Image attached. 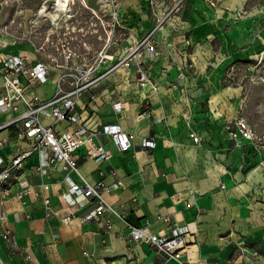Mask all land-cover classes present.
Listing matches in <instances>:
<instances>
[{"label": "crops", "instance_id": "obj_1", "mask_svg": "<svg viewBox=\"0 0 264 264\" xmlns=\"http://www.w3.org/2000/svg\"><path fill=\"white\" fill-rule=\"evenodd\" d=\"M215 1L212 6L210 1L188 0L185 5L189 6L164 22L157 32L158 39L164 37L157 45L162 54L148 64L152 80L145 87L138 86L132 70L121 69L83 95L85 112L80 108L78 112L89 126L119 122L136 132L135 148L129 151H120L103 136L113 153L111 160L83 156L77 171L70 173L80 184L102 179L110 184L115 179L110 170H117L122 186L105 195L113 207L105 215L111 227L82 221L93 204L63 222L48 214L41 197L9 196L3 208L12 236L9 242L3 239L6 226L0 221V264H155L158 258L150 244L130 242L126 237L128 224L146 221L156 233L170 232L175 223L188 226L189 249L203 264H264V99L248 107V85L224 80L227 66L245 60L250 31H259L254 42L264 40V0H255L253 5L249 0ZM141 8L138 0H122L121 27L116 31L102 17L101 25L89 13L97 25L73 23L84 30L76 33L78 41L87 50H96L115 33L121 39L117 53H122L128 41L152 29L156 17H161L156 11L153 18L148 9ZM134 10L141 16L135 18ZM258 71L254 74L264 80V71ZM181 72L187 75L181 77ZM54 91L55 80L50 79L33 93L46 99ZM263 91L264 83L258 81L255 93ZM145 101L151 114L140 116ZM117 102L124 104L120 112L114 108ZM247 107L255 110L263 138L258 143L242 138L235 145L226 126ZM7 116L0 115V123ZM42 121L53 123L48 114L42 115ZM55 127L72 126L60 122ZM191 131L203 137L202 145L192 141ZM148 136L157 138L154 149L140 146V138ZM31 149V143L13 128L0 129V154L7 160ZM38 161V152L25 158L23 184L51 182L52 207L59 210V194L67 186L63 172L54 168L42 177L35 169ZM99 169L106 174L100 176ZM244 249L247 253H242Z\"/></svg>", "mask_w": 264, "mask_h": 264}, {"label": "built area", "instance_id": "obj_2", "mask_svg": "<svg viewBox=\"0 0 264 264\" xmlns=\"http://www.w3.org/2000/svg\"><path fill=\"white\" fill-rule=\"evenodd\" d=\"M208 1L212 6L216 5L215 0ZM111 2V27L116 31L121 27L119 13L122 0ZM7 4L6 0H0V115L8 114L6 120L0 123V129L13 128L19 137L31 143L32 149L9 160L0 154V221L6 226L3 239L9 242L12 236L3 208L4 200L9 196L23 200L31 195L41 197L48 214L60 217L63 222H70L81 208L93 204L81 217L82 221H97L109 229L111 220L105 215L113 207L105 195L122 186L117 170H110L115 177L110 184H106L103 179L80 184L70 173L77 171L79 159L83 156L100 162L111 160L113 153L102 140L103 136L110 139L120 151H129L135 148L136 132L125 129L119 122L91 127L78 109L85 112L81 108L85 92L121 69L132 70L141 88L151 82L148 64L155 56L162 54L157 45L164 40L163 36L157 38V32L172 17L178 5L166 10L162 17H157L152 29L136 40L128 41L122 53L118 54L121 39L115 33L107 37L103 46L96 50H87L85 44L78 41L76 33L82 31L83 27H75L73 23L85 25L83 19L88 18L90 13L103 24L101 15L93 10L87 0H80L81 6L73 9L75 1L64 18L58 20L50 16H39L40 8L29 18H25L23 11L17 9L5 16ZM175 44L172 42L170 45ZM8 46H14L15 50H8ZM180 75L185 77L187 74L181 72ZM50 79L55 80V91L51 97L41 99L33 93L37 86ZM227 79L224 78L225 81ZM123 105L117 102L114 108L120 112ZM142 109L140 116L151 114L148 101L143 103ZM43 114L50 115L53 123H44ZM60 122H68L72 127L58 130L55 126ZM226 128L229 139L235 145L242 138L256 143L261 140L243 114L230 121ZM190 138L197 145L204 143L203 137L195 131L190 132ZM140 146L154 149L157 138L141 137ZM32 152L39 154L35 169L42 177L54 168L63 172V181L67 186L59 194L62 202L59 210L52 207L51 182L42 181L36 186L23 184L25 158ZM99 174L104 176L105 169H99ZM221 187L224 188V184ZM149 225V221L128 224L126 237L130 242L150 244L158 258L155 264H203V260L199 256L193 257L189 249L190 244L186 241L190 233L188 226L175 223L170 232L156 233L150 230ZM243 252L247 253V250Z\"/></svg>", "mask_w": 264, "mask_h": 264}, {"label": "rangeland", "instance_id": "obj_3", "mask_svg": "<svg viewBox=\"0 0 264 264\" xmlns=\"http://www.w3.org/2000/svg\"><path fill=\"white\" fill-rule=\"evenodd\" d=\"M6 1L8 4L6 5V15L5 16H9L10 13L14 9H17V10L23 11L25 18H29V17H31V15H33L37 11V9L40 8V10H41V8L44 5L48 6L49 11L51 13L56 12L55 8H54V3L57 0H6ZM75 1H76V4H75V6H73V9L79 8L81 6L80 0H75ZM138 1H139V5L142 6L141 9L144 12H146L148 9L150 12L149 13L150 16L153 18H155L154 14L156 11H157L158 15L162 17L164 15L165 11L168 10L169 8L173 7L174 5L175 6L178 5V7L175 10V12L172 14V16H174L178 12L180 13L184 9L183 6H189V4L185 5L186 3H188V0H148V1L147 0H138ZM199 1H202V3H207L208 0H199ZM254 1L255 0H249L248 3L253 5ZM69 3H72V1L66 2L65 5L67 6ZM87 3L90 6H92L93 10L97 9V11L101 15V17L104 20H106V22H108L111 26V24H112V11H111L112 10V2H111V0H87ZM60 5L62 7L64 4L62 3ZM199 8H201V7H199ZM107 9H109L108 12H107ZM162 9L165 11L160 14L159 12ZM109 12H110V14H109ZM256 12H258V10H256ZM131 13L133 14V16L135 18H137V15L141 16V13L137 10H134V12H131ZM59 14H61V17H63L62 13H59ZM59 14H57V15H59ZM45 16H49V15L46 14ZM44 18L47 19L46 17H44ZM56 18H57V16H56ZM254 18H256V17L254 16ZM90 19H91L90 17L83 19L84 21H86L85 25L95 26V22H93V20H90ZM155 22H156V19H155ZM124 23H126V22H124ZM261 23L259 22L258 25H260ZM258 33H259V31H258ZM258 33H254V31H250V33L248 34L247 40H248L249 46H248V50H246V52H244V55H243V58L245 60L244 61H233L229 66H227V68L225 70V78H228L226 81L227 83L234 84V85L235 84L244 85V83H245V85H248L247 95H246L247 96V102L249 104L248 107H250V105H254L256 103L257 99H259V98L262 100L264 99V94L259 93V95H258L257 93H255V86H256L257 82L262 81L264 83V80H261V78H259V77L257 78V76L254 74L258 70H259L258 73H261L262 71H264V40H260L261 43L253 41L254 39L258 38ZM262 36H263V34H262ZM261 67H262V69H261ZM189 69H190V67H189ZM262 93H264V91ZM248 107L243 114L247 117V119L251 122L252 126L255 128V131H256L258 137L263 138V134H260L259 126L257 125L256 112H255V110H252ZM226 130H227V128H226Z\"/></svg>", "mask_w": 264, "mask_h": 264}, {"label": "bare ground", "instance_id": "obj_4", "mask_svg": "<svg viewBox=\"0 0 264 264\" xmlns=\"http://www.w3.org/2000/svg\"><path fill=\"white\" fill-rule=\"evenodd\" d=\"M71 2L72 1V3H69L67 6L65 5V3L66 2ZM64 4L62 7H61V5L60 4ZM75 4V0H57L55 3H54V8H55V13H51L50 11H49V8H48V6H46V5H44L42 8H41V10H39V15L40 16H45L46 14H48L50 17H51V19H53V20H58V19H60V17H61V14H59V13H62V18H64V15H65V13H67V12H69L71 9H72V6ZM68 9V10H67ZM57 14H59V15H57ZM56 16H57V18H56ZM161 29H163V27L161 28Z\"/></svg>", "mask_w": 264, "mask_h": 264}]
</instances>
